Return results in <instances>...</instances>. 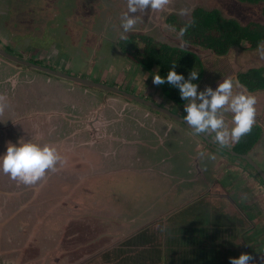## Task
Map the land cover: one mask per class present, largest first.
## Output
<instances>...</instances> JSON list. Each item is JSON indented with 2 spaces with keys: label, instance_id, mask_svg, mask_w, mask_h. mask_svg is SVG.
Returning a JSON list of instances; mask_svg holds the SVG:
<instances>
[{
  "label": "rangeland",
  "instance_id": "rangeland-1",
  "mask_svg": "<svg viewBox=\"0 0 264 264\" xmlns=\"http://www.w3.org/2000/svg\"><path fill=\"white\" fill-rule=\"evenodd\" d=\"M8 1L0 0V35L9 41L24 42L31 37L32 44L46 39L38 33H41L39 21L43 25H48L53 13L63 8L57 6L58 0H14L10 8ZM76 4L75 6L67 4L68 8H63L66 10L63 15L68 13L67 15L73 17L72 12L78 11L77 24L83 29L82 36L88 34L93 22L92 27L102 32L96 31V34L89 32L87 39L82 40V44H86V47H82L92 49L85 53L88 61L85 69L90 70L91 60H98L93 63L92 70L96 75L93 81L125 89L172 109L182 116L186 115L183 108L187 102L175 104L169 100L162 89L153 84V76L158 72L159 66L155 64L150 70H146L141 63L148 41L157 48L161 46L178 48L198 56L201 69L199 67L192 69L199 73V79L193 81L199 85L198 91H204L207 87L215 90L223 78L233 76L237 80L240 73L264 67V56L258 47L253 50L235 47L229 49L224 56H216L208 49L185 41L180 33L181 22H191L192 13L197 8L217 9L223 17L234 19L241 25L248 22L264 24L262 3L253 5L240 3L238 0H171L163 10L137 12L135 15L138 23L134 30L127 34V39L129 37L133 39V48L137 51H132L131 55L122 49L127 39L120 38L123 31L121 16L127 11V1L78 0ZM40 8H45L48 15H43L44 17L38 20L40 13L37 11ZM51 10L55 11L51 13L49 12ZM102 26L110 27L108 33L105 31L106 34L103 35L104 30H100ZM19 33L20 35H17ZM47 42L50 40L47 39ZM22 47L27 48L26 45ZM8 50L14 54L17 51L10 48ZM54 53L56 52L49 51L47 54L55 57ZM111 56L119 58L118 65L111 63L114 62L111 61ZM12 67H9L10 71ZM71 67L67 69L69 75L76 74L80 69L74 65ZM6 73L10 74L5 68H0V75ZM8 86L11 90L9 87L2 90V95H6L8 99L1 101L0 104L9 107L13 104L14 110L10 113L7 107L5 110L7 112L0 115V156L6 153L9 143L19 144L20 140L21 143L33 142L37 138L42 142L38 143L42 147L51 145L56 148L61 158L56 162L54 169L46 170L44 176L30 185L19 179L13 180L11 175L4 173L0 167V264H230L229 258L239 257L240 250L241 252L244 250L241 246L255 245L254 242H247L250 236V233L245 235L248 229L245 223L247 219L241 218V214H237L238 210L232 204L225 203L222 198L216 196V192L213 194L206 190L201 192L200 187L197 190H188L185 182L188 176L181 172L173 175V171L168 168L169 163L161 161L162 164L154 167L153 174L141 175L137 172L133 174L128 163L126 166L129 172L125 173L129 174L117 177L115 174L124 171L118 172L116 159L114 164L101 156L90 160L84 149L74 148L73 144L76 142L68 138L69 131L65 133L53 128L52 122L56 121L53 116L48 117V121L41 127V132L37 129L32 132L24 130L20 124L17 128L12 127L18 123V121L11 123L15 118L17 110L15 107L19 106L20 109L26 107L21 102L22 97L31 100L30 96L37 95L30 101L31 105L50 113H58L60 110L65 112L62 129L69 124L67 120H72L74 114L77 115L86 109L83 104L76 102L72 95L71 98L67 94L57 95L52 90L48 92L47 87L26 90L28 95L23 90L22 93L13 95L11 85ZM69 87L72 86L69 84ZM32 91L34 92L30 93ZM237 91L251 94L257 99L254 127H260L259 141L247 156L253 158L263 170L264 91L251 93L240 84ZM98 97L97 101H101V97ZM128 102V106L134 109L129 110L128 121L129 117L138 120V123H141L140 130L144 127L143 123L152 125L148 114L144 113V116L149 117H140L142 114L137 108H145L144 106ZM218 115L225 118L227 126L228 124L234 126L232 113L223 109ZM152 126H155V123ZM38 135H42L43 138ZM207 136L214 140L215 133L209 130ZM62 138H66V141ZM61 141L73 144L60 147L58 144L62 143ZM122 145V143L117 145L118 155L124 154ZM231 146L225 148L230 150ZM139 149L149 151L147 148ZM200 150H197L199 152H195V155L201 154ZM233 150L235 153L241 152L237 148ZM93 152L96 154V151ZM82 155L85 156L83 161L80 159ZM210 155L214 156L213 153ZM164 157H171V152L162 151L160 159ZM223 158L228 159L226 156ZM206 166V171L213 177L211 182L218 180L220 171H216L215 166L208 167L207 162ZM114 170L116 173L104 174ZM172 175L176 178L175 182L184 179L183 183L178 184V188L181 189L178 196L170 190V182L167 180ZM239 177L231 175L240 189L244 185H239L243 179L242 176ZM173 187L176 188V185ZM170 193L175 198L173 195L168 196ZM237 199L244 198L240 194ZM233 200L237 201L236 198ZM221 202L224 203L226 211L219 209ZM255 220L257 222L256 217ZM255 248L264 249L261 244H257Z\"/></svg>",
  "mask_w": 264,
  "mask_h": 264
},
{
  "label": "flooded vegetation",
  "instance_id": "flooded-vegetation-1",
  "mask_svg": "<svg viewBox=\"0 0 264 264\" xmlns=\"http://www.w3.org/2000/svg\"><path fill=\"white\" fill-rule=\"evenodd\" d=\"M77 1L78 0H58L57 6H60L63 8L67 7L68 5L75 6L77 5L76 4ZM11 2L12 0H9L7 3L9 4L8 5L9 8H10ZM63 8L61 9L62 11L61 10L57 11L58 10L57 8L56 9L57 12L55 13H53L55 10H52L53 17L50 19V21H48V25H44L40 27L41 34L40 33L39 34L41 35L42 38H46L40 43L37 42V43L32 44V42L30 41L32 39L31 37L25 42L16 41V40L9 41L7 39H4L2 36L0 37V50L5 54V55H0V68H5V70H8L10 72V74L6 73L4 75H0V95H2V90L5 89L4 87H9L8 85H11L12 87V84L9 82V78L12 77V78H15L16 80V87L15 88L12 87L13 95L14 94L18 95L20 94V92L22 93V90L23 91H26V90L29 91L30 89L35 90L34 87H37V88L47 87L48 92L49 90H52L53 93H56L57 95H63V96L69 93V95H67L68 97L71 98V95H72V97H74L73 99H75L76 102H80V104H83V106L87 105V106H90V108L91 107L93 108V109L91 108L88 111L87 110H84L82 112L80 111L81 116L75 115V117L84 118L86 117L85 115H87L88 113H91L90 118L94 119L96 117L94 114L100 109L99 105L101 101L105 102L104 105H106L105 106L106 107L105 109L106 117L114 121L113 126L116 127L117 130H118V124L120 123H115L116 121L115 119H117L118 122L119 121L122 122L121 123V133L122 134L120 135L124 136V138H126V136H129V138H131V140L128 143H124V149H126V150L123 149L125 151V158H129V157L134 158L133 156L134 154L135 156H137V154L142 151L139 148H147L150 151L152 156L155 155V149L157 148H161L165 153L171 152V157H166V158L164 157L162 158L163 159L162 160L160 159V155L162 154L161 153L160 155L156 156V159L159 161H163L165 163H169L170 165L172 164V166L170 167V171H173L174 173L173 175H177L178 173L181 172L182 174L188 176L187 181H185L187 183L188 190H191V189L197 190L200 187L202 188L201 192H204L205 190L206 192H209L211 194L216 192V196H218L219 198H222V200L225 203H227L228 205L232 204L233 207H235V209L238 210L237 214H241V218L244 217L245 219H247L245 220V223H247L248 229H246L245 235L247 233H250V236L247 238V242L255 243V245H250V246L244 245L243 247L241 246V249H244V250L242 252L240 250V253L238 254V256H240V254L244 252L252 253L254 256L257 257V263L259 262V259H260L262 264H264V249L258 250V248H255L257 244H261L264 248V244H263L264 243V215H263L264 214V182L260 178V176L258 175V173L256 172V170L253 168L252 165L248 164L246 161L242 159L233 157L228 152H226L228 150L232 153H235L233 149L236 148V146H238L239 143H244L243 140H240V142L238 143H234V145L231 146L230 150L227 148H223L226 150V151H223L221 147L218 144H216L213 139H210L207 136V134L201 133L204 137H206L212 143L216 144L217 147L208 144L207 141L202 139L201 135L196 134L193 130H191L187 126L186 127L184 126L187 130L191 132V135H193L194 138L189 139V143H186V144L179 143L178 140L174 137V133L170 131V128L169 130L165 129L164 132L162 131L163 132L162 133L161 128L158 124L157 119L159 118H163L164 120L166 119L175 120L169 115L161 113L151 107L145 106L144 104H141L135 100L126 99V97L121 94L111 92V91L106 92L101 89L87 86V85H82L76 82H69L59 76L48 75L44 71L36 70V69L31 68L30 66H26L24 64H19L15 62L16 60L29 62L36 66L49 67L52 70H58L66 74H69L67 72V69H71L72 68L71 65H74L75 67H79L80 69L78 70L76 69L77 73L72 74V76L86 78L91 81L94 80V77L96 75L93 74V70H92L93 63L94 61H98V60H91L89 62L91 66V67L89 66L90 70L85 69V66L88 63L85 53L90 52L92 49L87 48L88 49L87 50L86 48L82 47L86 45V44H82V40L87 39L89 32H91L92 34L94 33L96 34V31H98L99 33H102V32L92 27L94 22L91 19L90 22L91 23L93 22V23L89 27L88 34L85 33L84 36H82L83 32L82 31L78 32L75 27V25L78 23L77 22L78 16H76L78 15V11L74 10V12H72V14H74L73 17H71L70 14L67 15L68 13L64 16L63 12L66 13V10L64 11ZM102 16L100 17L101 19H102ZM109 29L110 27L104 28V26H102L100 30H104V33H103L104 35ZM74 30H76L75 36L72 35V31ZM19 32H22V31H19ZM26 33H32V32H26ZM77 34L78 35L80 34L78 38H77ZM17 35H20V33ZM47 39H49L50 42H47ZM47 43H50V44H47ZM22 45H26L27 48H23ZM9 48L10 50L16 49L17 50L16 54L11 53L8 50ZM23 50L25 51L23 52ZM49 51L56 52L54 53L55 57H52L50 54L48 55L47 53ZM10 56H11V59H9ZM110 59L111 61H114L111 63H117V65L119 64L118 57L114 58L111 56ZM103 60H104V57L101 58V61ZM68 61H72V63ZM65 62H67L68 64H66ZM65 65H68V66H65ZM10 66L11 67L13 66L11 71L9 70ZM69 84L72 87H69ZM110 86H114V85H110ZM120 90H124L125 92H127V90L125 89H120ZM28 91L25 92L26 95H28ZM33 92L34 91L30 93H33ZM24 95L25 94H22V96ZM36 96L37 95H33V96H30L29 98L31 100H34ZM67 96L65 98H67ZM98 96L101 97V101H97V99L99 98ZM27 99L28 97L25 99L24 97L21 98L22 104L25 105L26 107H22L21 109L19 108V106L15 107V109L17 110L15 113V118L12 120L11 123L15 121L16 122L18 121V123H15L16 125L12 127L17 128V126L20 124V126L24 128V130H30L31 129L30 121L25 122L23 120L24 115L27 114L28 117L30 115L34 116L35 114H38V115L47 114L48 116L50 115L49 111L40 110L39 108H36L34 105L30 104L31 100H27ZM1 101H4V100H0V102ZM128 101H131L132 103L138 104L140 106H144L145 108H141V107L137 108L139 112L142 114V116L140 117H143L144 113H146L151 117L152 125L155 123V126H152L151 124L146 125L142 122L143 123L142 125L144 126L142 129L145 128L147 135L142 132L143 131L142 129L141 130L139 129V126L141 123H138L139 122L138 120L136 119L134 120L133 117H129V121L127 120L128 116L126 113L129 112L130 109L134 110L128 106L129 105ZM101 105H103V103H101ZM120 106L121 108H118ZM162 107H165V106H162ZM8 108L10 109V113H11L14 110L13 104L11 107H8ZM150 110L154 111L155 113L152 114ZM169 110L179 115L182 118L184 117L181 114L174 112L172 109H169ZM6 112L7 111H5L4 113ZM157 113L161 114L162 116H157L159 115ZM148 115L144 116L143 118L149 117ZM44 118L46 119V122H47L48 121L47 116L46 117L44 116ZM71 119H73V117H71ZM124 119H126L127 121H124ZM175 121L179 122L178 120H175ZM44 124L45 122L40 123L37 120L33 121V126L38 127V129H41V127ZM111 124L112 123H110V125ZM148 134L152 135L154 142L148 138ZM244 141L246 142V140ZM258 141L259 140L255 141V143H257ZM76 143H95V142H91L89 140L82 141L79 138V140H77ZM129 143L131 145H129ZM163 143L165 145H163ZM194 144H195V148H194ZM202 145H205L206 147L204 148L202 147ZM199 149H201L200 150L201 154L195 155V152L198 153L199 151L197 150ZM220 149L222 151H220ZM211 153L214 154L213 159H211L213 157L210 155ZM235 154H238V153H235ZM247 154L245 155L247 156ZM238 155H243V154L239 153ZM202 156L204 158L201 159ZM223 156H226L228 159L223 160L224 159ZM231 157H233V159H231ZM250 160L255 162L253 158H250ZM206 162L209 165L208 167L215 166V170L220 171V176L218 177V180H215L213 183L211 182L213 177L211 176L209 172L206 171L207 170ZM256 164L258 165V163ZM246 172H248L249 175L246 174ZM173 175L170 179H167V180L168 182H170L169 183V185L171 186L170 190L174 191L178 196L180 194L179 191H181V189L178 188V184L180 185V182L183 183L184 179H180V182H175L176 178H174ZM231 175H235L236 177H239V175L242 176L243 179L239 185L240 186L244 185V186L240 187L239 189V187L236 185L235 180L231 178ZM165 176H167V174H165ZM171 184L176 185V188H174L173 185ZM168 190H169V187L167 188V192ZM221 192H225V193L222 194ZM240 194L243 196L244 198L243 200L237 199V197H239ZM170 195H173V194L170 193L168 196ZM173 198H175L174 195H173ZM233 198H236L237 201L235 202ZM219 205H220L219 207L220 210L226 211V208L224 207L223 202H221ZM244 210H246V212ZM253 216L257 218V222L255 220V217ZM237 220H239L238 217H237ZM245 223L243 222L244 226H245ZM236 249L237 248L235 247V250Z\"/></svg>",
  "mask_w": 264,
  "mask_h": 264
},
{
  "label": "clouds",
  "instance_id": "clouds-1",
  "mask_svg": "<svg viewBox=\"0 0 264 264\" xmlns=\"http://www.w3.org/2000/svg\"><path fill=\"white\" fill-rule=\"evenodd\" d=\"M171 0H127V11L121 16V39H127V34L132 32L138 23L137 12L163 10ZM184 30H181V35ZM264 56V42L258 46ZM199 79V73L191 71L186 79L183 74H178L175 65L169 70L166 78L157 74L153 76V84L160 86L165 83L179 90L180 97L187 103L184 105L183 117L196 134H207L209 130L215 133L214 141L221 148L230 147L246 135L250 134L256 120L257 99L251 94L238 92L239 81L233 76L223 78L218 88L213 90L207 87L198 91L199 85L194 83ZM12 87H16L15 78L10 77ZM6 95H0V100H7ZM9 105L0 104V115ZM226 109L232 113L233 127L226 125L225 118L218 113ZM60 156L51 145L43 147L38 143L24 142L19 144L9 143L7 151L0 156V167L3 172L10 174L13 180L19 179L24 184H33L45 175L46 170L54 169ZM214 158V156L212 157ZM230 264H257V257L252 253L244 252L239 257H230ZM259 264L261 260L259 259Z\"/></svg>",
  "mask_w": 264,
  "mask_h": 264
},
{
  "label": "trees",
  "instance_id": "trees-1",
  "mask_svg": "<svg viewBox=\"0 0 264 264\" xmlns=\"http://www.w3.org/2000/svg\"><path fill=\"white\" fill-rule=\"evenodd\" d=\"M238 1L253 5L264 4V0ZM182 29L184 30L182 36L185 41L208 49L216 56H224L229 49L235 47L243 50H253L264 42V24L248 22L245 25H241L234 19L223 17L217 9H195L192 13L191 22H181L180 33ZM132 43L133 39L129 37L125 44L123 43L126 47L122 46L123 51L130 55L132 51L137 52L133 48ZM143 54L144 57L141 59V63L144 64L145 69L150 70L153 65L157 64L159 70L156 75L159 74L165 78L173 65H175L177 73L183 74L185 78L195 67L201 69L198 56L178 48H169L166 46L157 48L148 41ZM237 80L248 92L255 93L264 91V67L252 68L240 73L237 75ZM159 87L168 99L175 102V104L184 102L177 88L167 83ZM259 129V126H255L252 128L250 134L243 137L246 142L239 143L236 146L237 149L241 150V152H237L238 154L242 153L245 155L252 149L256 144L255 141L259 138Z\"/></svg>",
  "mask_w": 264,
  "mask_h": 264
},
{
  "label": "crops",
  "instance_id": "crops-1",
  "mask_svg": "<svg viewBox=\"0 0 264 264\" xmlns=\"http://www.w3.org/2000/svg\"><path fill=\"white\" fill-rule=\"evenodd\" d=\"M12 1H14V0H12ZM37 12L40 13L38 15V20H41L44 17L43 15H48V13L46 12L45 8H43V9L40 8ZM49 12L52 13V10L49 11ZM76 16H78V15H76ZM39 23H40V27L44 26L41 21H39ZM75 27H76L78 32H81L83 30L82 27L79 24H76ZM38 33H40V32H38ZM28 34L35 35L34 33H28ZM72 35L73 36L76 35V30L72 31ZM79 35L77 34V38H78ZM0 37H1V35H0ZM67 95H69V93H67ZM104 103H103V107H100L101 106V103H100V105H99L100 109L94 114L96 117L93 120L96 121L95 124H96L97 131L101 132V133H99V136L104 135L103 132H107L106 131V128H107L108 129V135L111 137V139H109V137H108V140H106V141H101L100 139H98V140L94 139V141H93V140H91V137H88V136H87V138H80V140H82V141L89 140L91 142H95V143H92L95 146H93V145L85 146V147H83L81 149H84L85 153H87L88 156H90V160L94 159V157L97 158L98 156H101L103 158H107L108 162H111L112 164H114V161L116 159V166L118 168V172L119 171L120 172L124 171V173L115 174V176L118 175L117 177H121V176H125V174H127V175L129 174V173H125V172H129L128 167L126 166V164H128V163H129V168H131L132 171H133V174L135 172H137L140 175L143 174V173H151V174H153L155 172L154 171V167H157L158 165L162 164L161 161L156 159V156L160 155L163 150L161 148L155 149V155L154 156L151 155L150 151H148V152L141 151V152H139L137 154V156H135V154H134L133 155L134 158L133 157L132 158H130V157L129 158H125V151H124V154L118 155V150L119 149H118L117 145L122 143L123 144L122 147L124 149V143H128L131 140V138H129V136H126V138H127V140H126V138H124V136L120 135V134H122L121 133V123L122 122H120V121L118 122V120L115 119L117 121V122L115 121V123H120V124H118V130H117L116 127L113 126L114 121H112L111 119L106 117V115H105V109H106L105 106L106 105H104ZM91 108H90V106H87V105L85 106V109L87 111L90 110ZM102 108H103V110H102ZM118 108H121V106L118 107ZM122 108H124V107H122ZM126 114L128 116V112ZM43 115L44 114H40V115L35 114L34 116L30 115L28 117V115L26 114V115L23 116V120L25 122L30 121V124H31L30 131L31 132L34 129H37L38 131L41 132L42 129H38V127L33 126V121L37 120L40 123L46 122V119L44 118V116L45 117L47 116V118L48 117L51 118L53 116L56 119V121L52 122V126H53L54 129H58L59 131L62 130V131H65V133H67L66 131H69V134H71L73 132H76L79 129V127L77 126L78 125L77 124V120L79 119V117H75V114L72 116L73 117L72 120H67V122L69 124L66 125V127H64L63 129H62V127H63L62 118H64L65 112H62L60 110V112H58V113H55V112L52 113L51 112L49 116L47 114L44 115V116ZM77 116H81V114L79 113V114H77ZM85 116H86V118H90L91 117V113H88ZM124 121H127V120L124 119ZM157 121H158V124H159V126L161 128V132L162 131L164 132L165 129L169 130V128H170V131H172L174 133V137L178 140L179 143H189V139L194 138L193 135H191V132L185 128L186 127L185 125L182 126V125H180L179 122H177L175 120H172V119L164 120L163 118H159V119H157ZM110 123H112V124L110 125ZM102 124H103V126L105 124V126L101 127ZM68 127H69V129H68ZM228 127L230 128V127H232V125L228 124ZM142 130H143L142 132L147 135V132H146L145 128L142 129ZM113 134H114V136H113ZM38 136L43 138L42 135H38ZM66 137H68L67 134H66ZM148 138L153 141L152 135L148 134ZM62 139H63V141H66V138H62ZM77 140H79V138H77ZM77 140H76V142H77ZM67 142H68V139H67ZM33 143H42V142H39V140L36 138L35 140H33ZM51 143H53V142H51ZM98 143H100V144L107 143V145L105 144V147H104L106 150H107V147L109 148V153L107 154V156H104V154L103 155L99 154L101 151L102 152H104V151L98 146ZM58 145L60 147L61 146L64 147V146H67L68 144L62 142V143H59ZM129 145H131V144L129 143ZM254 146L249 151H252L253 149H255ZM124 150H126V149H124ZM93 151H96V154ZM84 157L85 156L82 155L81 159L83 160ZM134 167H136V168L134 169ZM170 167H171V165L168 166V168H170ZM123 168H125V169H123ZM158 168H161V167H158ZM125 170H127V171H125ZM114 172L116 173V171L114 170V171H110V172H105L104 174L111 175ZM165 172L168 173V171H165Z\"/></svg>",
  "mask_w": 264,
  "mask_h": 264
},
{
  "label": "water",
  "instance_id": "water-1",
  "mask_svg": "<svg viewBox=\"0 0 264 264\" xmlns=\"http://www.w3.org/2000/svg\"><path fill=\"white\" fill-rule=\"evenodd\" d=\"M186 49H189V51H192V50H190V48H186ZM0 55H5V54L0 50ZM9 59H11V56H10ZM12 60H14V59H12ZM15 62H17L19 64H24L26 66H30L31 68L36 69V70L44 71L48 75L59 76V77L63 78L64 80H67L69 82H76V83H79V84H82V85L95 87V88L101 89V90L106 91V92L107 91H111V92H115V93L121 94V95L125 96L128 99L135 100V101H137V102H139L141 104H144L145 106L151 107V108H153V109H155V110H157V111H159L161 113L169 115L172 118H174L175 120H178L179 122H181L182 124H184L185 126L190 128L191 130H193L186 122H184L182 117H180L179 115L171 112L169 109H167L165 107H162V106L156 104L155 102H153L151 100H148L146 98L137 96V95L129 93V92H125L124 90H120V89H118L115 86H110V85L103 84V83L93 82V81L88 80L86 78H80L78 76H72V75L63 73V72L58 71V70H52L49 67L36 66V65H34L32 63H29V62H24V61H20V60H16ZM95 122L96 121H94L91 118L79 117V119L77 120V124H78L77 126L79 127V129L76 132L71 133L70 137H68V138L73 140V141H75V142H76L77 138H79V137L80 138H87V136L91 137V140H93V141H94V139H97V140L100 139L101 141H106V140H108V137H109V139H111V137L108 135V129L107 128H106L107 132H103L104 135L99 136V133H101V132L97 131ZM104 126H105V124H104ZM104 126H103V124L101 125V127H104ZM198 135H201L202 139L207 141L208 144H210L212 146H216V144L212 143L210 140H208L202 134H198ZM67 144L69 146H71L73 143H67ZM99 144L100 143H98V146L104 151V152L101 151L100 154L101 155L104 154V156H107V154L109 153V148L107 146H106L107 150L104 148L105 144L107 145V143H102L103 145L102 144L99 145ZM73 145H75L74 148H83L85 146H91L93 144L92 143H74ZM93 146H95V145H93ZM226 152H228L233 157L242 159V160L246 161L248 164L252 165L253 168L258 173V175L260 176V178L264 182V172L262 171V169L254 161L250 160V158L248 156H246V155H238V154L232 153V152H230L228 150Z\"/></svg>",
  "mask_w": 264,
  "mask_h": 264
}]
</instances>
